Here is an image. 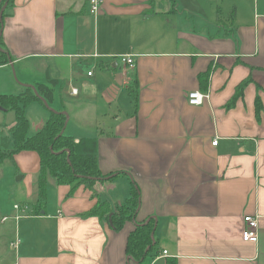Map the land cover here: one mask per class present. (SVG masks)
Segmentation results:
<instances>
[{
	"label": "crops",
	"instance_id": "0c3cea01",
	"mask_svg": "<svg viewBox=\"0 0 264 264\" xmlns=\"http://www.w3.org/2000/svg\"><path fill=\"white\" fill-rule=\"evenodd\" d=\"M240 1L230 28L206 31L177 0H102L96 14L91 0H15L4 19L13 60L0 66V94L47 86L50 107L69 114L66 132L97 138L102 172L127 174L72 193L49 177L46 209L34 215L39 154L23 150L5 160L0 264H264V0ZM129 55L133 68L123 61ZM193 90L209 98L190 105ZM50 113L32 103L30 132ZM15 121L14 111L0 108V137ZM131 178L142 195L137 222H158L161 253L142 263L126 254L134 222L115 231L83 216L99 199L129 198ZM255 214L263 216L260 238L246 242L244 217Z\"/></svg>",
	"mask_w": 264,
	"mask_h": 264
},
{
	"label": "trees",
	"instance_id": "16d2710c",
	"mask_svg": "<svg viewBox=\"0 0 264 264\" xmlns=\"http://www.w3.org/2000/svg\"><path fill=\"white\" fill-rule=\"evenodd\" d=\"M176 5V0H172ZM8 5L3 13V22L0 21V33L4 19L10 15V9L15 0H2L0 12ZM13 58L4 40L0 37V66L12 62ZM209 72L199 74V79L205 84L208 82ZM250 79L242 82L237 89L234 99L229 102V107L235 104L236 99L242 95L244 87ZM133 93L137 96V80ZM38 92L48 100L50 94L47 86L38 87ZM49 95V96H48ZM34 102L44 104L36 95L31 86L20 94H0V108L5 111H14L16 121L8 133L0 137V164L5 160L13 159L23 150L36 151L40 156L41 168L35 180L36 199L33 202L34 215L42 214L47 205V187L49 177L55 179L56 184H68L72 192L79 185L85 184L93 188L97 182L115 179L117 176L127 174L126 171L103 173L99 164L98 140L96 137L76 139L66 132L68 116L61 111H51L48 119L34 133L30 132L31 123L27 115V108ZM263 108L260 96L256 98L257 113ZM131 192L129 198L117 204L106 199H99L94 207L83 216H96L101 221L107 222L115 231L124 229L127 222H134L135 227L129 233L126 244V254L129 259L142 263L149 256H157L161 252L158 248L159 240L156 235L157 220L150 216L137 222L141 206V189L139 184L131 178ZM165 264H177L176 259L168 258Z\"/></svg>",
	"mask_w": 264,
	"mask_h": 264
},
{
	"label": "rangeland",
	"instance_id": "374dc122",
	"mask_svg": "<svg viewBox=\"0 0 264 264\" xmlns=\"http://www.w3.org/2000/svg\"><path fill=\"white\" fill-rule=\"evenodd\" d=\"M177 2L178 9H180L182 13L191 16V22L195 21V25L200 27L202 23L205 24L206 31H209V29L213 30L214 25H221L223 29L230 28V24L232 25L231 19L233 12L236 9V4L240 5L242 8V2L240 0H177ZM200 29H202V27H200ZM15 78L18 79L17 77ZM31 119L36 121L37 114H32ZM6 176L8 177V175ZM6 181L7 180L4 179L2 180L0 176V197L3 188L5 187ZM8 200L12 201L13 199L10 196L8 197ZM3 255L4 254H0V259L3 257Z\"/></svg>",
	"mask_w": 264,
	"mask_h": 264
},
{
	"label": "built area",
	"instance_id": "2783aa9c",
	"mask_svg": "<svg viewBox=\"0 0 264 264\" xmlns=\"http://www.w3.org/2000/svg\"><path fill=\"white\" fill-rule=\"evenodd\" d=\"M102 0H91V11L96 14L99 11V7ZM123 61L130 67L133 68L135 66V60L133 55L125 56L123 57ZM92 71H89V75H92ZM73 94L78 93V88L72 89ZM209 98V93L202 92L200 90H193L189 92L188 94V102L190 105L198 106L205 102L206 99ZM214 143H217L215 141ZM16 209H20L19 205H15ZM263 216L260 214L255 215H245L244 222L245 226L243 228L242 232V238L246 242H258L260 238V220ZM9 216L4 217V220H7ZM16 219H20L21 216H15ZM20 243L19 239H16L14 243H12L15 247H18ZM168 252L165 250L164 254H167ZM158 258V257H156Z\"/></svg>",
	"mask_w": 264,
	"mask_h": 264
},
{
	"label": "water",
	"instance_id": "95a60500",
	"mask_svg": "<svg viewBox=\"0 0 264 264\" xmlns=\"http://www.w3.org/2000/svg\"><path fill=\"white\" fill-rule=\"evenodd\" d=\"M7 5H8V2H6L5 6L2 8V10H1V12H0V21H1V22H3V13H4V11H5L6 7H7ZM3 26H4V24H3ZM2 34H3V28H2V30H1L0 37H1ZM12 68H13L14 76L17 77L16 74H15L16 72H15V69H14L13 65H12ZM27 86H31V87L35 90L36 95L39 96V97L43 100L44 104H45V105H46L51 111H56V110H54V109H52V108L50 107V105H49L47 99H46L45 97H43L42 95H40V93L38 92L37 88H35V86H33V85H29V84H27ZM61 112H64V113L68 116V119H67V122H66V127H67V124H68V122H69V114H68V112H66V111H61ZM155 218H156V217H155ZM156 220H157V218H156ZM156 223H158V222H156Z\"/></svg>",
	"mask_w": 264,
	"mask_h": 264
}]
</instances>
